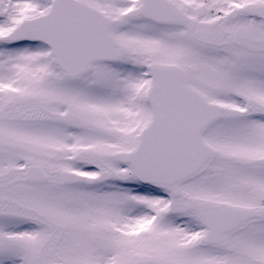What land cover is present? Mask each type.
<instances>
[{"label":"snow or ice","instance_id":"snow-or-ice-1","mask_svg":"<svg viewBox=\"0 0 264 264\" xmlns=\"http://www.w3.org/2000/svg\"><path fill=\"white\" fill-rule=\"evenodd\" d=\"M0 264H264V0H0Z\"/></svg>","mask_w":264,"mask_h":264}]
</instances>
